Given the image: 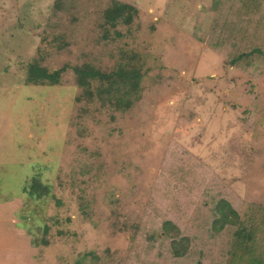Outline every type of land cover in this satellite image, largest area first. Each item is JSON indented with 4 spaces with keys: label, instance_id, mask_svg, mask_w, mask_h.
I'll list each match as a JSON object with an SVG mask.
<instances>
[{
    "label": "rangeland",
    "instance_id": "obj_1",
    "mask_svg": "<svg viewBox=\"0 0 264 264\" xmlns=\"http://www.w3.org/2000/svg\"><path fill=\"white\" fill-rule=\"evenodd\" d=\"M111 1L62 0L59 10L56 0H0L1 264H74L90 252L97 264H126L122 223L140 222L177 148L239 200L264 205V69L256 80L209 47L221 0H118L139 9L132 33L122 29L150 69L128 111L77 103L72 71L59 86L25 85L40 56L50 71L110 68L117 48L97 43L95 29ZM34 176L60 205L24 193Z\"/></svg>",
    "mask_w": 264,
    "mask_h": 264
},
{
    "label": "trees",
    "instance_id": "obj_2",
    "mask_svg": "<svg viewBox=\"0 0 264 264\" xmlns=\"http://www.w3.org/2000/svg\"><path fill=\"white\" fill-rule=\"evenodd\" d=\"M55 8H62V0H56ZM139 17L136 6L118 0L102 12L103 21L95 29L97 43L117 48L108 55L112 66L105 71L89 60L50 71L40 56L27 64L25 85L59 86L63 75L72 71L81 90L77 103L130 110L139 101L150 70L147 56L130 48L123 33V29L132 33ZM207 43L231 68L257 80L264 69V0H221ZM172 152L171 162L163 163L165 173L156 181L140 222L131 224L126 219L122 223L121 230L130 234L126 264H264V205L239 200L185 150ZM52 192L41 176L31 178L24 189L36 201L56 200ZM111 203L118 206L120 201L113 197ZM56 204L61 203L56 200ZM111 214L115 227L121 215L116 208ZM48 231L45 227V234ZM41 243L48 244L46 240ZM87 258L95 264L100 261L90 252L74 264H83Z\"/></svg>",
    "mask_w": 264,
    "mask_h": 264
},
{
    "label": "crops",
    "instance_id": "obj_3",
    "mask_svg": "<svg viewBox=\"0 0 264 264\" xmlns=\"http://www.w3.org/2000/svg\"><path fill=\"white\" fill-rule=\"evenodd\" d=\"M0 225H2V224H0ZM5 229H6V228H5ZM14 229H15V230H18V228H17V227H15ZM6 230H7V231H9V230H11V229L7 228ZM12 231H14V230H12ZM19 231H20V230H18V232H17V231H15V233H16V232H17V233H20ZM20 238L22 239V236H20ZM0 264H1V263H0Z\"/></svg>",
    "mask_w": 264,
    "mask_h": 264
}]
</instances>
